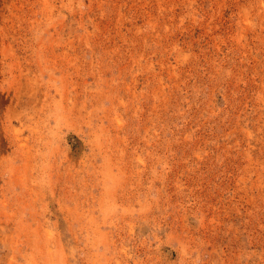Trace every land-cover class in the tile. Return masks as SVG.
Returning <instances> with one entry per match:
<instances>
[{"label":"rangeland","instance_id":"obj_1","mask_svg":"<svg viewBox=\"0 0 264 264\" xmlns=\"http://www.w3.org/2000/svg\"><path fill=\"white\" fill-rule=\"evenodd\" d=\"M0 264H264V0H0Z\"/></svg>","mask_w":264,"mask_h":264}]
</instances>
